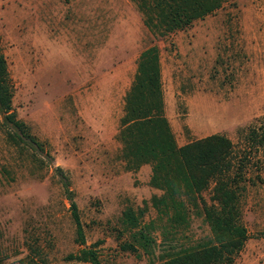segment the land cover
<instances>
[{
  "label": "rangeland",
  "instance_id": "374dc122",
  "mask_svg": "<svg viewBox=\"0 0 264 264\" xmlns=\"http://www.w3.org/2000/svg\"><path fill=\"white\" fill-rule=\"evenodd\" d=\"M221 2L159 38L139 0H0L19 124L0 116V264H93L92 253L101 264H166L212 240L200 201L179 198L189 224L172 228L153 205L164 192L146 182L152 169L138 175L123 157L125 97L153 45L177 146L215 134L233 144L226 179L248 234L233 264H264V0ZM214 186L201 193L209 207Z\"/></svg>",
  "mask_w": 264,
  "mask_h": 264
},
{
  "label": "trees",
  "instance_id": "16d2710c",
  "mask_svg": "<svg viewBox=\"0 0 264 264\" xmlns=\"http://www.w3.org/2000/svg\"><path fill=\"white\" fill-rule=\"evenodd\" d=\"M221 3V0H139L138 5L147 29L161 38L191 27L217 11ZM8 82L6 61L0 54V116L19 132V124L9 114ZM162 87L160 48L153 45L139 56L137 73L125 97L118 136L124 144L123 157L136 161L139 169L152 165L150 184L164 192L162 197L153 198V205L163 207L160 213L168 216L172 228L189 224V209L179 198L200 201L203 206L212 240L171 255L166 264H233L248 238L246 228L239 224L238 193L226 179L229 171L226 163L233 144L227 137L215 134L177 146L165 116ZM212 180L215 186L211 201L216 205L209 207L201 193ZM74 218L80 230L75 210ZM84 252L91 251L85 248ZM91 262L101 264L94 253Z\"/></svg>",
  "mask_w": 264,
  "mask_h": 264
},
{
  "label": "crops",
  "instance_id": "0c3cea01",
  "mask_svg": "<svg viewBox=\"0 0 264 264\" xmlns=\"http://www.w3.org/2000/svg\"><path fill=\"white\" fill-rule=\"evenodd\" d=\"M120 121V120H119ZM119 133V129L118 130H116V131H114V134H112V135H117ZM151 166L150 165H144L143 167H141L140 169H139V171H138V175H140V174H143V173H145V174H148V177H149V174H150V172H151ZM150 179H151V177H149L148 179H147V183L148 182H150Z\"/></svg>",
  "mask_w": 264,
  "mask_h": 264
}]
</instances>
